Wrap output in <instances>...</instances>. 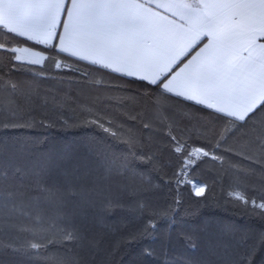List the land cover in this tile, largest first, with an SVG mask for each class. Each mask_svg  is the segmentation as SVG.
I'll use <instances>...</instances> for the list:
<instances>
[{
  "label": "snow or ice",
  "instance_id": "snow-or-ice-1",
  "mask_svg": "<svg viewBox=\"0 0 264 264\" xmlns=\"http://www.w3.org/2000/svg\"><path fill=\"white\" fill-rule=\"evenodd\" d=\"M0 54V258L114 264L149 240L152 264H264V0H0ZM83 128L104 138L32 139ZM186 192L259 227L178 230ZM117 209L146 219L106 241Z\"/></svg>",
  "mask_w": 264,
  "mask_h": 264
},
{
  "label": "trees",
  "instance_id": "trees-1",
  "mask_svg": "<svg viewBox=\"0 0 264 264\" xmlns=\"http://www.w3.org/2000/svg\"><path fill=\"white\" fill-rule=\"evenodd\" d=\"M6 38V37H5ZM31 46V45H29ZM0 63H7L6 56L0 54ZM48 62L45 61V64ZM11 75L16 79H31L30 75L23 72H11ZM96 78H100L98 74L93 73ZM52 82H49L51 84ZM75 87V86H74ZM133 89H138V84L131 85ZM86 100L89 98L84 97ZM183 108V105L180 106ZM179 110V109H178ZM193 111L196 109L193 108ZM203 118H208L206 113H198ZM133 131H138L139 134H143V130L133 129ZM104 134L99 132L97 129L83 128L69 131H58V130H40V135L32 137V139L37 141V149L41 152L52 151L60 152L66 145L74 144L79 145L81 142H86L88 140H102ZM163 142V137L158 138ZM114 151H122L124 149L123 144H110ZM209 169H212L211 162L207 165H204L199 173L201 179L211 180L209 175ZM185 199L187 203L185 204V210L181 212L180 219L178 220V225L181 230L183 228H193L199 229L204 232L206 235L208 233L214 232L219 226H233L237 229L244 228H257L259 223H253L247 219H241L240 217L235 216L232 213L227 212L223 208H199L197 209L195 199L189 193H185ZM78 219L84 220V222L92 227V220L90 214L87 215L85 219L84 214H81ZM146 217L139 214L131 213L125 210L117 209L112 212V214L106 218V241H117L121 236L129 230H132L134 227L140 225ZM158 227L163 230L166 225L163 221L158 223ZM96 230L99 229L96 226ZM151 244L149 240H142L138 243H131L127 246H124L119 252V255L115 257L114 264H152V261L146 258L143 255V248L148 247ZM153 247L157 245L152 244ZM205 251L204 245H201V252ZM0 259L4 260V264H22L21 261L10 259L7 256ZM98 264H102V261L98 260Z\"/></svg>",
  "mask_w": 264,
  "mask_h": 264
}]
</instances>
